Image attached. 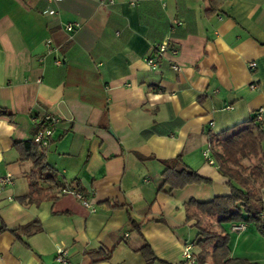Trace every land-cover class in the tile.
Masks as SVG:
<instances>
[{
	"label": "crops",
	"instance_id": "1",
	"mask_svg": "<svg viewBox=\"0 0 264 264\" xmlns=\"http://www.w3.org/2000/svg\"><path fill=\"white\" fill-rule=\"evenodd\" d=\"M163 42L177 55L159 54ZM47 116L56 177L35 203L15 144ZM253 118L264 126V0H0V179L12 180L0 186V264H57L60 249L70 264L98 250L111 253L98 264H145L144 244L154 264H190L187 205L231 193L203 156L210 136ZM166 169L211 183L160 191ZM65 186L95 212L59 196ZM230 228L231 259L264 264L256 228Z\"/></svg>",
	"mask_w": 264,
	"mask_h": 264
},
{
	"label": "trees",
	"instance_id": "2",
	"mask_svg": "<svg viewBox=\"0 0 264 264\" xmlns=\"http://www.w3.org/2000/svg\"><path fill=\"white\" fill-rule=\"evenodd\" d=\"M46 121L36 124L33 136L47 129ZM210 136L212 159L219 174L227 180L230 195L215 197L208 202L191 201L186 207V219L193 221L196 230L195 247L192 254L194 264H248L232 260L230 257L227 226L245 223L253 225L264 238V219L262 216V192L258 187L264 178V126L253 118L251 121L236 126L225 132L217 140ZM20 153V161H30L33 172L29 176V199L39 203L51 198L50 190L39 187V181H54L55 172L46 166L47 148H42L33 141L15 144ZM248 165H245V163ZM211 180L203 178L191 171L166 169L162 173L160 191L180 190L188 185L210 184ZM57 189V194H58ZM3 230V229H2ZM15 235V231L13 232ZM145 264H154L156 257L151 248L144 244L139 250ZM91 264L110 260L111 253L102 250L86 254Z\"/></svg>",
	"mask_w": 264,
	"mask_h": 264
},
{
	"label": "built area",
	"instance_id": "3",
	"mask_svg": "<svg viewBox=\"0 0 264 264\" xmlns=\"http://www.w3.org/2000/svg\"><path fill=\"white\" fill-rule=\"evenodd\" d=\"M49 1L58 2V1H61V0H49ZM160 1H162L164 4L166 2V0H160ZM110 2L113 3L114 0H110ZM76 27H78L77 24H68L67 25V30H68V32H72ZM168 51H170V53L173 56L177 55V51L175 49L169 50V46H168L167 42H163L158 47V53L159 54H165ZM147 64L152 70H156L157 69L156 63H155V61L153 59H148ZM250 66L252 68H254L255 64H251ZM173 69L175 71H179V68L177 66H173ZM252 88H254V86H252ZM262 113H263V109H260L259 112H258L257 119H259V120L261 119ZM46 122L48 124L47 129H45L42 132H39L34 138V142L36 144H38L40 147H42V148H47L50 145L51 140H52V135H53L55 126L58 123V120H56V119H54V118H52L50 116H47L46 117ZM203 156L207 159L209 164H212V165L214 164V161H213L212 157L207 152H205L203 154ZM11 183H12V180H11L10 177H6V178L0 179V186L11 184ZM58 195L59 196H66V195L73 196L74 198H76L81 203V205L84 208L90 210L91 212H95V210H96V208L79 191H77L76 189L71 188L70 186L60 187L59 190H58ZM245 229H246V224L245 223L234 224L230 228L231 232H234V233L243 232ZM183 257L190 264H194V261H193V258H192V254H191V248L189 246H186L184 248ZM56 263L57 264H70L65 251H63L61 249L58 251V255H57V258H56Z\"/></svg>",
	"mask_w": 264,
	"mask_h": 264
},
{
	"label": "rangeland",
	"instance_id": "4",
	"mask_svg": "<svg viewBox=\"0 0 264 264\" xmlns=\"http://www.w3.org/2000/svg\"><path fill=\"white\" fill-rule=\"evenodd\" d=\"M245 165H248V163L246 162ZM195 235H196V232H194L193 238H194ZM193 238H192V239H193Z\"/></svg>",
	"mask_w": 264,
	"mask_h": 264
}]
</instances>
